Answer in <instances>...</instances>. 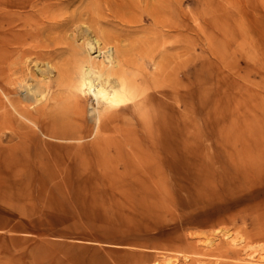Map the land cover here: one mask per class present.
I'll list each match as a JSON object with an SVG mask.
<instances>
[{"label": "rangeland", "instance_id": "rangeland-1", "mask_svg": "<svg viewBox=\"0 0 264 264\" xmlns=\"http://www.w3.org/2000/svg\"><path fill=\"white\" fill-rule=\"evenodd\" d=\"M78 14L148 81L98 128ZM168 258L264 264V0H0V264Z\"/></svg>", "mask_w": 264, "mask_h": 264}, {"label": "bare ground", "instance_id": "bare-ground-1", "mask_svg": "<svg viewBox=\"0 0 264 264\" xmlns=\"http://www.w3.org/2000/svg\"><path fill=\"white\" fill-rule=\"evenodd\" d=\"M80 18L81 14H78L77 17L65 20L63 23L50 25L49 27L64 29L67 25H74L78 22L80 24L89 23V26L87 27H82L84 26L82 25L78 28L79 30L83 29L80 33H78L79 36L77 37V41H81V46L71 45L69 49L75 56L78 55L79 51L81 52L82 49L87 52V61L85 64L86 71L84 72V75L81 77L79 76L80 85L78 86L79 88L84 87L86 92L93 99L92 101L94 102L95 107L91 106L90 113L95 120L96 127L98 128L100 125L102 126L101 123L103 120V113H105L103 110H112L116 107H124L125 104L136 98L137 92L142 87L147 85L148 81L142 78V86H140L134 77L129 75L131 60L128 59V56L131 55L133 49L129 46L126 47L125 45L120 44L119 36L112 34L110 31V33L103 31H99L100 33L97 32L94 25L98 23L100 18L96 19V16L95 18L90 16L89 19H85L86 21L84 19L81 20ZM40 32H42V30L37 31L35 38H39L38 36H40ZM82 33H84V35H82ZM92 34H94V36H91ZM112 41H115L116 43H113ZM62 42L63 38L61 37H49L43 42L39 41L35 48H46L47 50L50 49L54 51L62 44ZM36 55L38 57L41 53H36ZM34 65L37 69L39 79L30 76L27 81H24L25 83L23 84V89H25L26 93H28L30 97L38 101L42 99V96H44L45 89L49 88L51 78L54 77V69L48 62L44 64L45 68L43 69L37 64ZM68 77L69 76L66 75V70L64 71V69H60L57 72L56 82L59 85L66 84L68 83ZM162 261L163 264L171 263L170 258ZM145 264H159V262L153 261Z\"/></svg>", "mask_w": 264, "mask_h": 264}]
</instances>
